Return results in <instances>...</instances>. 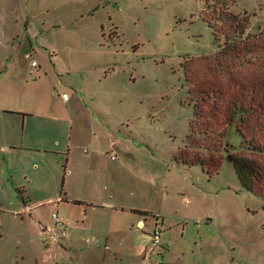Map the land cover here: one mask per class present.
Returning <instances> with one entry per match:
<instances>
[{"label":"rangeland","instance_id":"rangeland-1","mask_svg":"<svg viewBox=\"0 0 264 264\" xmlns=\"http://www.w3.org/2000/svg\"><path fill=\"white\" fill-rule=\"evenodd\" d=\"M0 1V52L3 36L15 32V44L24 42L30 57H20L17 66L0 58L2 105L35 115L26 144L68 147L74 128L75 142L91 152L98 139L106 144L105 132L112 152L116 143L128 152L115 155L113 169L102 157L113 171L101 188L119 207L139 209L18 210L25 196L14 187L18 173L24 174L19 162L27 160L36 189L52 190L55 175L61 189L67 153L61 161L38 151L12 155V178L6 165L0 169V264H264V157L236 152L252 165L239 172L218 152L214 131L222 119L212 114L215 108L222 114L226 103L253 101L264 57L213 55L209 23L215 14L238 15L237 21L246 15L249 32L258 34L264 31V0ZM32 60L38 73L30 70ZM192 89L205 92L196 120ZM64 93L71 101L62 106ZM46 112L64 119L43 128L37 117ZM261 116L249 123L257 126ZM203 131L209 133L204 139L198 136ZM255 136L264 146V134ZM227 141L240 148L239 136ZM36 167L39 173H32ZM85 172L71 193L83 191ZM54 212L78 228L68 229L56 249L40 235L53 227Z\"/></svg>","mask_w":264,"mask_h":264},{"label":"crops","instance_id":"crops-1","mask_svg":"<svg viewBox=\"0 0 264 264\" xmlns=\"http://www.w3.org/2000/svg\"><path fill=\"white\" fill-rule=\"evenodd\" d=\"M3 1L4 3L11 2V0ZM1 2L2 1H0V3ZM13 39H15V32H11L7 36H3L1 42L2 51L0 52V54L3 57L1 56L0 58L6 66L14 63L16 66L18 64L20 65V57H22L21 61L22 59L24 60V58L26 60L27 58H30L27 48H23L24 42L20 43L19 46H17L15 44L16 39ZM34 61L35 60H32L30 64V70L33 74L39 72V70L36 69L38 66L34 68L32 67V62ZM70 101L71 98L69 97L67 101L59 99L58 103L62 106H65L68 105ZM25 103L32 104L33 101L28 100ZM31 117H35V115L22 108H18L16 105L14 107L10 106V104H6L5 106H3L2 102L0 101V169L4 165H6L7 172H12V166L10 164L9 157L12 155L19 156L20 153H28L29 155L31 151H38L39 153H41L42 158L53 157L57 158L60 161L63 160V157L66 153L67 155L64 163V169L62 171L61 189L59 188L58 184H55L56 175L55 180L53 178L55 182L52 190L48 186L45 191L43 189H36L33 186L34 184H36V181L32 182V175L27 174V160L24 159L22 163L19 162V165L21 166L20 174L24 173L25 175L23 174V177L21 176L19 178L18 173V175L16 176L14 187L18 193H24L25 196H23L22 201H20L22 202V205H20L19 202L17 207L19 208L18 210H132V212H139V209H135L133 207H131L130 209L124 207L123 205H121L122 207H119L118 203H116L115 201V195L109 194L105 191V189L103 190L101 188V182H103L106 177L109 176V171H113L110 169H113L114 165H118L116 163L118 162V157L115 160H112L111 157L115 155L117 156V154L120 155L122 153L125 154L126 152H128L125 144H122L120 146L119 143H116V151L112 152L110 148L111 144L109 145V139H106V134L104 132L102 133L101 138L105 140L104 143L106 144H102V142H100V140L98 139V142H96L97 146L93 145L94 147L92 146L91 152L82 150L81 146L78 145L77 142H75V130L73 128L71 142L69 143L68 147L55 142L46 147H39L38 149H34V147H31L30 144H26L24 139L25 131H28V126H30L29 119ZM37 118V122H39L41 126L43 125V128L47 127L49 129L57 127L58 121L64 119L63 117L55 116L54 114L47 112L38 116ZM51 121H54L56 125ZM21 125H24V133H22V139L20 140L19 134H21ZM102 127L106 130L107 136H109L110 134L107 132L109 126L105 123H102ZM102 157H106L111 161V163H109L110 169L104 166L101 161ZM88 164L89 167L86 168L85 165ZM37 170L38 168L36 167V169L34 170L32 168L31 171L32 173H34L35 171L39 173ZM81 171H86L85 173L87 174V178L85 174V184L82 185L83 191L78 194L71 193L69 187L71 188V186L74 187L81 185L80 181L78 180V173ZM12 175L13 174L11 173L9 178H12ZM92 176L94 177L91 178ZM37 177H40V174H38ZM34 190H36L35 192L38 194H45V196L42 198L36 197V193L32 192ZM82 214L84 216V219L88 220L87 211H82ZM60 221L62 220L60 219ZM139 223H141V221ZM63 224L64 230H66L67 233L68 229L73 232H76V230H78L77 222L72 226L66 225V223L64 222ZM54 225H52V228H43L40 232V235L42 236V240L46 245H52L56 249V247L61 244V240H64L68 236L61 237V235H59L57 230L55 229Z\"/></svg>","mask_w":264,"mask_h":264},{"label":"trees","instance_id":"trees-1","mask_svg":"<svg viewBox=\"0 0 264 264\" xmlns=\"http://www.w3.org/2000/svg\"><path fill=\"white\" fill-rule=\"evenodd\" d=\"M233 15L234 14H227V12L223 15L221 13L215 14L212 20L209 21L211 27L214 29L215 43L217 44V50L213 55L233 56L234 54L245 55L248 53H255L258 56L264 57V31H260L258 34H252L248 29L249 22L247 16H241L243 20L237 21L238 15ZM219 29L220 31H218ZM219 33H221V35H219ZM259 80H257L256 87L251 93L253 98L251 103L237 100L224 104L222 107H224L225 110L222 114L219 113L220 110L217 108H215V113L212 111L215 121L216 119L218 120V118H220V120L222 119V121L218 122L216 131H214L219 142L218 152L220 154H226L229 159L235 163L239 172L249 170L252 165L240 160L238 158V153H251L264 157V146L257 144L255 139V135L264 134V121L260 122L257 126L249 123L252 118H260L262 117L261 115L264 116V114H261L264 112V78H259ZM193 89L191 93L193 96L192 100L195 108L196 120L199 116L198 107L200 102L201 100L205 101V92H199ZM196 124V121H192L191 123V139L193 135H196ZM259 127L262 128L260 129ZM206 134L209 135V133L203 131L201 134H198V136L204 139ZM229 136H239L241 140L239 149L227 141ZM207 148L209 149V147ZM232 152H234L235 155Z\"/></svg>","mask_w":264,"mask_h":264},{"label":"built area","instance_id":"built-area-1","mask_svg":"<svg viewBox=\"0 0 264 264\" xmlns=\"http://www.w3.org/2000/svg\"><path fill=\"white\" fill-rule=\"evenodd\" d=\"M38 66V63L36 61L32 62V67H37ZM63 100L67 101L68 100V95L67 94H63ZM112 160H115L116 157L115 156H112L111 157ZM52 220H53V223L55 224L54 227L55 229L57 230L58 234L61 235L62 237H67L68 236V233L66 230H64V224L62 221H60L59 219V216L57 213H54L52 215ZM154 238H155V243L158 245L160 243V233L159 232H156L154 234Z\"/></svg>","mask_w":264,"mask_h":264}]
</instances>
